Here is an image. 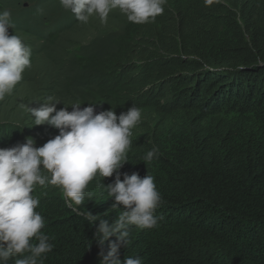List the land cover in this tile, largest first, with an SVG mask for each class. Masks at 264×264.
Listing matches in <instances>:
<instances>
[{
	"label": "trees",
	"instance_id": "1",
	"mask_svg": "<svg viewBox=\"0 0 264 264\" xmlns=\"http://www.w3.org/2000/svg\"><path fill=\"white\" fill-rule=\"evenodd\" d=\"M163 7L147 23L120 21L124 34L104 50L70 55L56 41L65 33L64 41L74 38L92 18L79 22L59 0H0V12L11 13L9 35L32 50L31 67L0 101V148L27 136L4 109L41 105L45 92L66 105L97 103V113L119 116L135 106L141 119L123 165L158 148L138 174L154 177L161 200L157 225L130 226L117 258L264 264V0H166ZM43 56L58 63L40 67ZM43 132L47 142L59 130L45 124ZM109 178L96 176L83 204L73 207L114 222L123 209L112 208L100 183H113ZM32 195L53 245L42 264H100L99 221L90 224L66 206L58 186L37 185ZM115 241H105V253Z\"/></svg>",
	"mask_w": 264,
	"mask_h": 264
},
{
	"label": "clouds",
	"instance_id": "2",
	"mask_svg": "<svg viewBox=\"0 0 264 264\" xmlns=\"http://www.w3.org/2000/svg\"><path fill=\"white\" fill-rule=\"evenodd\" d=\"M59 3L81 23H88L93 16L107 22L109 13L119 9L130 22L140 24L161 15L166 0H59ZM10 27L11 13L4 10L0 12V101L12 93L25 69L31 67L30 46L20 36L9 35ZM59 103L48 97L40 107L29 108L34 125L47 124L59 130L54 138L36 147L34 139L25 136L24 143L0 148V264H8L13 258L14 264H42L45 254L52 250L50 237L42 231L44 218L35 211L39 200L32 192L37 185L58 186L66 206L90 224L99 221L94 238L101 247L100 264H143L139 256H126L122 262L117 258L120 247L128 243L130 226L150 229L158 222L154 213L161 196L154 177L147 174L141 178L138 173H125L122 177L119 172L128 162L130 137L141 119V110L132 106L117 116L113 109L97 113V103H88L84 108L74 103L72 111L68 107L58 110ZM158 151L153 147L140 159L151 162ZM114 173L113 183L105 185L103 179L100 181L113 201L112 208L123 209L114 222L73 207L83 204L86 188L96 176L112 178ZM113 236L116 241L105 253L103 245Z\"/></svg>",
	"mask_w": 264,
	"mask_h": 264
},
{
	"label": "rangeland",
	"instance_id": "3",
	"mask_svg": "<svg viewBox=\"0 0 264 264\" xmlns=\"http://www.w3.org/2000/svg\"><path fill=\"white\" fill-rule=\"evenodd\" d=\"M110 16V22H101L100 19L96 16L92 17V22L88 25L86 24L84 27V30L81 31L77 36H73L71 34V37H74L70 39L69 41H64L63 39L66 37V33L63 34L55 44L58 43V46H55L51 49V51L54 49L56 50L58 48V51L61 53L69 52L70 55L74 54V52L81 54L82 52H87L88 54H91L92 52H97L99 50H104L105 48L109 47V41L112 39L119 38L122 36L125 32V25L122 24L120 21L122 20H128L126 15L121 13L119 9H113L108 17ZM103 26V27H102ZM102 28V29H101ZM68 39V38H66ZM65 39V40H66ZM61 40V44L59 43ZM59 41V42H58ZM73 43H76L73 45ZM112 48V47H111ZM86 53V54H87ZM47 56H43L42 60L40 62V67L45 63V65H55L58 63V61H47ZM39 73V70L36 71L34 74L37 75ZM50 92H45L44 95H46V99L49 97ZM44 99L43 102H47V100ZM58 100V99H56ZM72 104H63V102L57 104V109H61L64 107H68L69 111H72L71 108ZM19 106V107H18ZM32 106V107H31ZM41 105L38 104L35 107H40ZM34 105H27L23 102H19L18 105L13 109L10 110L9 108L4 109V111H8L9 114L14 116L15 121L22 122L21 124H24L27 129H29V132L27 133L26 137H31L35 141V146L40 147L42 146L46 141L44 140V132L43 127L44 125H34L35 120L34 117L31 115L29 108H35ZM24 111L25 113H22ZM9 119L12 120V117ZM28 124V125H27ZM42 130V132H40ZM143 159L139 160L137 163L134 164H125L120 169L119 172L121 176L125 173L131 175L132 173H138L139 166L142 164ZM115 173L113 174L112 178H109L111 182H114ZM99 180V178H98ZM93 185L89 182L86 190L92 188Z\"/></svg>",
	"mask_w": 264,
	"mask_h": 264
}]
</instances>
